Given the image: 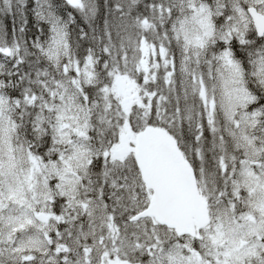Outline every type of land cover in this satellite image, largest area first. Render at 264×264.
I'll return each instance as SVG.
<instances>
[{
	"label": "snow or ice",
	"instance_id": "6c2138e0",
	"mask_svg": "<svg viewBox=\"0 0 264 264\" xmlns=\"http://www.w3.org/2000/svg\"><path fill=\"white\" fill-rule=\"evenodd\" d=\"M0 264H264V0H0Z\"/></svg>",
	"mask_w": 264,
	"mask_h": 264
}]
</instances>
